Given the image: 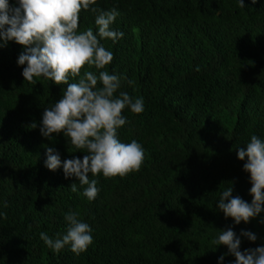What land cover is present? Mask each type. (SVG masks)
I'll return each mask as SVG.
<instances>
[{"label":"trees","instance_id":"trees-1","mask_svg":"<svg viewBox=\"0 0 264 264\" xmlns=\"http://www.w3.org/2000/svg\"><path fill=\"white\" fill-rule=\"evenodd\" d=\"M243 2L97 0L92 6L119 13L111 29L123 37L100 43L113 53L106 70L120 78L117 95L144 102L142 113L124 111L118 137L136 140L145 152L138 172L89 174L98 180L94 200L63 167H46V146L62 163L84 156L63 134H41L45 109L66 86L25 81L18 59L26 49L0 38V264H236L226 246L213 243L228 229L242 252L264 247V211L237 225L219 209L220 193L231 186L234 197L252 202L247 158L241 161L238 151L253 135L264 140V0ZM9 5L20 7L18 0ZM96 15L83 11L79 30L98 35ZM70 212L91 228L93 243L80 254L67 245L56 252L40 238L42 232L62 238Z\"/></svg>","mask_w":264,"mask_h":264},{"label":"clouds","instance_id":"clouds-1","mask_svg":"<svg viewBox=\"0 0 264 264\" xmlns=\"http://www.w3.org/2000/svg\"><path fill=\"white\" fill-rule=\"evenodd\" d=\"M18 2L20 7L13 9L9 0H0V38L5 44L15 41L26 49L18 59V64L25 66V81L31 83L43 78L57 86H66L62 98L45 109L41 134L46 138L63 134L73 148L84 153L82 160L74 158L62 163L60 155L46 146V167L51 171L63 167L65 177H76L81 186H87L83 195L94 200L99 192L98 180L90 179L89 174L92 177L101 173L105 178L124 177L138 172L145 159L140 143L136 140L124 143L118 137V129L127 123L124 111L130 108L133 113H142L143 99L133 101L125 92L117 95L120 78L106 70L113 62V53L100 43L101 39L115 42L123 37L122 32L111 29L119 13L115 8L103 11L92 7L97 0ZM251 2L255 4L257 0ZM240 6H245L243 0ZM87 10L98 13L95 18L98 35L92 28L79 30L80 15ZM93 67L98 74L88 70ZM238 157L241 161L247 158L244 170L251 177L252 202L249 204L239 196L234 197L233 186L223 190L219 199V209L237 225L249 223L264 211V140L251 136L246 150L238 151ZM70 188L78 191L76 183ZM78 216L77 212L66 215L68 227L62 238L53 240L42 232L41 240L56 252L66 245L75 254L85 252L93 238L90 226ZM242 235L252 242L257 239L251 232ZM213 243L226 246L235 256L236 264H264V247L242 252L241 240L231 229L219 231ZM220 259L222 262L224 258Z\"/></svg>","mask_w":264,"mask_h":264}]
</instances>
